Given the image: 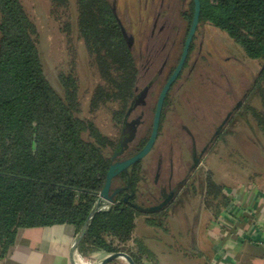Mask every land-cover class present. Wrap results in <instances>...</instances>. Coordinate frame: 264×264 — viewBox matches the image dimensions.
<instances>
[{
  "label": "trees",
  "instance_id": "16d2710c",
  "mask_svg": "<svg viewBox=\"0 0 264 264\" xmlns=\"http://www.w3.org/2000/svg\"><path fill=\"white\" fill-rule=\"evenodd\" d=\"M77 2L81 36L104 81L95 88L91 106L96 110L112 105L117 133L103 131L94 118L83 115L80 79L75 72L60 73L63 93L54 87L45 72L37 24L23 1L0 0V263L10 254L23 228L70 223L80 230L104 187L111 164L139 151L151 132L148 127L132 149L120 155L128 138L125 122L140 71L134 40L110 0ZM194 11V0L180 11L188 24L182 50ZM201 25L225 31L242 47L246 57L262 61L247 96L257 92L264 100V0H201L198 28ZM196 37L183 71L189 65ZM181 54L182 51L170 74ZM242 106L240 109L246 112H257L250 105ZM164 118L165 114L162 123ZM257 118L264 134V109L257 112ZM233 131L223 130L216 142L221 138L228 142L225 134ZM143 167L141 159L114 179V185L122 182L123 188L115 194L110 208L94 216L79 246L82 254L120 251L121 243L133 239L139 215L146 216L150 224L163 225L174 203L159 209L137 203ZM206 186V196L222 202L217 212L229 205L225 186L212 173L207 176ZM137 242L140 255L151 254L141 239ZM139 254L135 258L140 262Z\"/></svg>",
  "mask_w": 264,
  "mask_h": 264
},
{
  "label": "rangeland",
  "instance_id": "374dc122",
  "mask_svg": "<svg viewBox=\"0 0 264 264\" xmlns=\"http://www.w3.org/2000/svg\"><path fill=\"white\" fill-rule=\"evenodd\" d=\"M22 1L31 18L37 24L38 45L45 72L51 83L60 93H63L60 73L75 72L80 79L83 115L94 118L103 131L116 135L112 120V105L101 106L96 110H93L91 106L95 88L104 81L85 39L81 36L78 26L77 0H67L64 3L54 2V0ZM110 1L117 6L128 32L134 35L133 50L140 67L135 90L137 94L146 89L160 69L163 60L159 53L156 58L152 56L153 54L151 55L154 48L153 42L156 39V37L155 39L147 38L152 28V17L141 24L140 16L147 17L149 13H152L154 17L156 10L161 8L162 2L170 5L168 9L170 28L168 27L169 32L166 33L168 37L166 50L171 53L170 65L166 66L165 71L160 73L161 75L159 74L154 90L147 91V104L143 105L139 101L128 113L127 120L133 122L134 128H136L134 132L137 133L139 127L143 125L142 122H145L146 127L152 124L154 104L167 79L170 66L176 63L182 51V41L188 24L181 16L180 11L187 9L191 0ZM174 29L177 38H172ZM196 36V46L189 65L183 71L181 79L172 92L175 97V110L172 113L170 109L164 126L168 129L172 124L191 126L197 122L200 125L203 121L206 129L209 130L205 136H212L216 126L229 115H233V121L226 128L234 130L232 134H225V139L228 142L222 141L221 138L213 144L214 146L202 157L198 168L191 172L186 187L194 208L203 204L202 206L205 205L209 210L217 212L218 205H222L221 200H212V196H206V180L210 173L218 183L225 186V194L227 188L237 186L241 182L255 181L263 186L264 134L263 129L259 126L257 112L263 111L264 100L262 94L257 92L247 96L254 87L263 64L262 61L246 57L238 43L225 31L212 25H201ZM243 104L250 105L257 112L255 113L253 110L246 112L244 108L237 111L236 109L241 108ZM194 113L201 117L199 121L192 118ZM138 119L141 122H136ZM144 125L137 137L145 134ZM174 132L177 131L174 130ZM133 137L128 140L129 143L134 140ZM163 139L161 138L158 146L163 143ZM171 145L172 148L174 146L173 150L177 151L178 149L177 146L170 144L165 152L166 157L171 153ZM128 147V145L125 146L121 156L127 154ZM184 149L186 153V148ZM153 154L154 150L144 159L145 164L148 165L152 162ZM175 158L177 160V155ZM168 218L169 216L164 219L163 225L167 224ZM129 242L120 244L122 251L132 252ZM90 254H83L84 259L89 260Z\"/></svg>",
  "mask_w": 264,
  "mask_h": 264
},
{
  "label": "crops",
  "instance_id": "0c3cea01",
  "mask_svg": "<svg viewBox=\"0 0 264 264\" xmlns=\"http://www.w3.org/2000/svg\"><path fill=\"white\" fill-rule=\"evenodd\" d=\"M152 163H144L146 171L137 191L139 204H154L157 198L166 194L162 193L164 188L160 191L159 185L164 187L162 185H167L168 180L162 177L157 182ZM247 182L259 185L255 181ZM186 187L187 184L176 194L167 224L153 225L146 216H137L133 239L129 242L132 247L130 253L134 258L135 254L140 253L139 239L151 253L139 254L141 260L139 262L135 258L137 264H264V244L247 240L240 234L242 225L238 226L229 214L234 208L233 204L229 203L218 212L209 210L203 204L194 208ZM259 187L264 192V182ZM261 219L264 222V210ZM78 231L70 223L23 228L10 254L0 264H72V246ZM256 237L264 240V231ZM110 253L94 251L87 261L98 264ZM77 255L83 257L79 250L75 258ZM108 264L131 263L125 257H118Z\"/></svg>",
  "mask_w": 264,
  "mask_h": 264
},
{
  "label": "flooded vegetation",
  "instance_id": "af4514ba",
  "mask_svg": "<svg viewBox=\"0 0 264 264\" xmlns=\"http://www.w3.org/2000/svg\"><path fill=\"white\" fill-rule=\"evenodd\" d=\"M169 8H170L169 4H165L162 2L161 8L160 9L158 8L156 10L157 12L154 13V17L152 15V13H149V15H150V16L148 15L149 17L148 16L146 17L145 15L140 16L141 24L144 21L149 20L148 18L152 17V28L150 30V35L148 33L147 38L151 39V37H152L153 39H155V37H156V39L153 42L154 48L152 51L153 53H151V55L153 54L152 56L154 58H156V56L159 53L160 54L159 56L162 57L163 60H162L161 66L159 67L160 69L157 71V74H155L154 78L151 79L149 84L146 86V89L144 91L140 92L139 94L136 93L131 109L133 108L134 104H136L139 101H141L143 105L147 104V100H146L147 94H148L147 91L151 92L154 90L153 88L156 85L155 81L156 80L158 81L159 74L163 73L165 71L166 66L168 67L170 65L169 62L171 60V55H170L171 53L167 52V50H166V47L168 46V41H167L168 37L166 36V33L169 32L168 30L170 28V24L168 22L169 21L168 14H170V12H168ZM180 26H179V30L181 28ZM140 28H141V26L139 27V30H140ZM173 31H174L173 32L174 34H173L172 38H175V37L177 38V36L175 35V29ZM131 35H132L133 40H134V35L133 34H131ZM186 39H187V37H186ZM185 42H186V40H185ZM182 52H183V50H182ZM181 56H182V54H181ZM178 63H177V65H178ZM177 65H176V67H177ZM171 67H172V65L170 66L167 79H166L165 83L163 84L160 92L162 91L164 85L166 84V82L168 81V79L170 78L172 73L174 72L173 71L170 74ZM183 69H182V71H183ZM180 79L181 78H179V77L176 79V81L173 83V85L171 86V88H170V90L166 96V99L164 102V108H163V112H162V118H163V114H165V118H164L163 123L161 120L159 135H158L157 141H156V143L152 149V151L154 150V154L152 155V158H151L153 161V163H152L153 173H154L155 179L157 180L158 183H159L160 178H162V177H164V178L166 177V179L168 180L167 185H162L164 187H161V185H159L160 191L162 190L161 188H164L163 192L162 191L161 192L164 194L166 193V194L157 198L155 200L154 204H151V203H150L151 205L139 204L140 206H142V205L146 206L148 209H159L161 207H165V206H168V205H171L174 203L175 198H176V194L178 193V191L180 189H182L186 186L187 182L189 181V179L191 177V172L198 168V166L201 163V159H203L202 157L204 156V154L207 151H209L212 146H214L213 144L216 143L220 133L229 126V124L231 123V120L233 118V115L232 116L229 115L226 119L222 120V122L216 126V129L214 130V133L212 134V136H205L209 133V130L206 129L207 127L204 125L203 121H201L200 125L196 122L195 124L193 123L191 126L182 125V124H172L171 127L166 129V127L164 126V122L168 118V112L170 111V109H171L172 113L175 110V104H174V98L175 97L172 95L173 94L172 92H173L174 88L176 87L177 82ZM180 87H182V85H180ZM160 92H159V95H160ZM169 94H171V96H170L169 102H167V97L169 96ZM159 95L157 97V100H156V102L154 104V108H153V110H154L153 120H152V124L149 126V127H151V131L153 128L154 115H155V110L157 107ZM239 104H241V103H239ZM239 109L240 108H238L236 110L238 111ZM192 118L199 121V118H201V117L198 114L194 113ZM136 122L139 123L141 121L138 119ZM142 124L144 125L145 122L144 123L142 122ZM140 125H138V126H140ZM142 126L139 127V130H137V133H136V132H134L136 128H134L133 122H129L128 120H126L125 132H126V134L128 133V138H126L127 140L124 142V148L126 145L129 146L128 149L126 150V153L130 149H132V145L134 143H137L139 141L140 137L143 135L142 134L140 137H137L138 133L142 129ZM173 127H175L174 130H176L177 132H174V130H172ZM144 128H145L144 130H146L148 127H146V125H144ZM150 135H151V132H150ZM150 135H149V137H150ZM131 137H133L134 140L137 139V140H135L136 142L133 140L131 143H129L128 140ZM161 138H164L163 143L160 146H158V143L161 140ZM148 140H149V138H148ZM170 144L177 146L178 149H177V151L173 150L174 146L172 148V145H171V147H170V149H172L171 153H170V155H168V157H166L165 152H167V148ZM184 148H186V151H187L186 153H185ZM139 151H137V152H139ZM151 152L148 155H150ZM136 153H134V154H136ZM174 155H175V157L177 155V160H175L176 158L174 157ZM130 156H132V155H130ZM130 156H128V157H130ZM128 157H126V158H128ZM126 158H123L121 160H124ZM121 160L119 159L117 161H121ZM189 160H190V165H189ZM144 171H146V170L143 167L142 176H143ZM114 183L115 182H113L112 192L115 190L120 191L123 188V186L121 185L122 182L121 183L118 182V183H116V185H114ZM174 191H175V193L173 194V196H171V194ZM137 203H139V202L137 201ZM156 207H158V208H156Z\"/></svg>",
  "mask_w": 264,
  "mask_h": 264
},
{
  "label": "water",
  "instance_id": "95a60500",
  "mask_svg": "<svg viewBox=\"0 0 264 264\" xmlns=\"http://www.w3.org/2000/svg\"><path fill=\"white\" fill-rule=\"evenodd\" d=\"M194 1H195L194 17L192 20V24H191V27H190L184 48H183L182 56L180 58V61L177 65L176 69L174 70V72L172 73V75L170 76V78L168 79L166 84L164 85L162 91L160 92L158 102H157V107L155 110V115H154L153 128H152L149 140L147 141L145 146L136 154H134V155H132V156H130L124 160L117 161V162H114L111 164V166L107 172V175H106V181H105L104 187L99 194V197L95 203V206L92 209V211H91L88 219L86 220L85 224L83 225V227L78 231L76 241L72 246V250H73L72 251V264H78L76 261V258H75V254L78 252L80 243L84 239V237L88 231V228H89L94 216L96 215V213L98 211L108 209L114 204V201H115L114 196L118 192V190H115L112 192L114 179L117 176H119L123 171L128 170L132 164H134L135 162H137L141 159H144L152 151V149H153V147L157 141L166 96H167L171 86L176 81V79L179 77L182 69L185 66V63L187 61V58H188V55L190 52V48H191V45H192V42L194 39V36L198 30V26L200 23L201 0H194ZM174 193H175V191L171 194V196H173ZM126 199H128V198L126 197ZM156 208H158V207H156ZM118 257H125L126 259L129 260V262L131 264H137L134 256L131 253L126 252V251H122V250L116 251V252H111L109 255H107V257L103 261H101L98 264H108L109 262L113 261L114 259H116Z\"/></svg>",
  "mask_w": 264,
  "mask_h": 264
},
{
  "label": "built area",
  "instance_id": "2783aa9c",
  "mask_svg": "<svg viewBox=\"0 0 264 264\" xmlns=\"http://www.w3.org/2000/svg\"><path fill=\"white\" fill-rule=\"evenodd\" d=\"M230 203L234 205L230 216L236 220L243 237L264 244L263 238L256 237L264 231V222L261 219L264 205V192L254 182H241L237 186L227 188ZM240 224V225H239ZM232 228V225H229ZM92 263V261H89ZM93 264V263H92Z\"/></svg>",
  "mask_w": 264,
  "mask_h": 264
},
{
  "label": "bare ground",
  "instance_id": "6f19581e",
  "mask_svg": "<svg viewBox=\"0 0 264 264\" xmlns=\"http://www.w3.org/2000/svg\"><path fill=\"white\" fill-rule=\"evenodd\" d=\"M77 263L78 264H92L89 261L85 260L82 256L77 255Z\"/></svg>",
  "mask_w": 264,
  "mask_h": 264
}]
</instances>
